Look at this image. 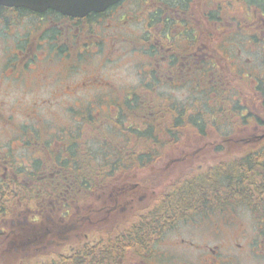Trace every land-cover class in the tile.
<instances>
[{
  "label": "flooded vegetation",
  "instance_id": "obj_1",
  "mask_svg": "<svg viewBox=\"0 0 264 264\" xmlns=\"http://www.w3.org/2000/svg\"><path fill=\"white\" fill-rule=\"evenodd\" d=\"M125 1L121 0L104 12L89 13L80 18L62 16L54 11L21 16L23 20L31 17L34 25L21 33L13 48L8 47L4 51L8 56L7 63L9 61L4 69L9 67L17 72L14 77L9 75L6 78L22 84L25 74L36 70L41 78L39 83L35 82V86L53 87L58 96L51 100L59 101L79 91L72 90L68 83L63 82L83 70V64L99 59L101 72L106 65L113 64L122 48L130 54L136 51L142 57L138 71L145 82L122 93L126 94L124 98H116L112 109L114 112L118 104L123 103L120 101L132 93L147 91L153 81L151 78L160 82L167 74L170 81L173 78L176 81L186 78L197 88L200 81L206 90L207 83L216 87L217 84L223 85L218 71L231 67L240 82L243 78H250L255 93L261 95L264 91V0H130L132 7L128 11L123 4ZM203 4L201 21L205 22L204 33L193 23L192 14L193 7L203 8ZM5 10L15 9L0 7V12ZM19 17L8 16L3 21L6 23L10 19V23H17ZM131 24L140 26L142 32H135L138 35L135 39L130 37L127 30ZM16 31V27L12 28V32ZM53 65L55 69L51 70L49 67ZM246 68L251 70L244 71ZM100 72H96L83 85L80 83V89L102 92L96 96H115L111 83L99 78ZM31 74L34 80L37 79L35 73ZM50 76L52 82L46 80ZM96 101L102 102L99 99ZM85 107L81 110L78 108L79 111L74 107L67 109L75 110V113L90 112ZM90 110L101 116V106H94ZM248 128L258 132L242 139L243 143L263 146L264 125L255 123ZM25 140L23 145L29 146L34 158L33 164L27 167H17L7 158V154L1 155L0 152V200L32 198L37 202L18 213L29 211V215L22 218H14L15 209H2L0 206V261L6 250L33 246L39 238L46 239L50 237L48 235L57 234L62 238V235L75 233L76 237H80L78 229L85 223L89 229L100 228V225L106 224L103 222L110 213L114 214L119 209L125 211L128 207L127 203L118 202L114 192L123 188L120 192L125 191L129 195L131 189H137L135 184L130 183L113 187L106 195H93L86 190V201L82 205L77 202L76 194L84 189L77 188L73 173L61 166L66 150L56 149L66 147L65 144L58 141L56 146H49L46 151L44 146H31ZM40 159L43 162L34 167V163H40ZM8 205L11 206L10 203ZM57 211H64L65 214H59L57 219L51 218V212L56 217ZM68 216L72 218L70 221L65 219ZM257 218L256 222L262 224L261 228L264 227V218ZM220 225L214 227L216 235L222 231ZM239 239L237 234L232 246L222 243L209 246L185 238L169 240L163 248L153 250L150 259L154 261L153 264H236L242 254H250L255 264H261L259 261L264 259L263 230L244 244ZM12 258L5 257L8 262H12Z\"/></svg>",
  "mask_w": 264,
  "mask_h": 264
},
{
  "label": "rangeland",
  "instance_id": "obj_2",
  "mask_svg": "<svg viewBox=\"0 0 264 264\" xmlns=\"http://www.w3.org/2000/svg\"><path fill=\"white\" fill-rule=\"evenodd\" d=\"M123 4L127 11L132 7L130 0H126ZM202 9L204 10V4L203 8L199 6L193 7L192 14L194 15L193 23H195L197 25L196 27L201 29L202 33H204L205 22L201 21V18H203ZM234 13H239V11H234ZM4 14V12H0L1 155L7 154V158L12 161V163H15L17 167H27L28 164H33L32 159L34 158L32 152L28 147L25 148L23 145V140L26 139L25 137H22V129L24 126L30 128L32 131L36 130L41 134L39 137L43 140L49 139L50 134H56L58 130H65L68 132L67 134L73 135L75 133V128L80 126V132L83 137H81L82 139L80 138L81 140L79 139V143L82 144V148L88 146V148L92 150L94 145L97 147L98 143L94 139V133L97 131V128L100 129L102 125L105 124L104 130L108 132L112 131L110 127H108V119L115 115V112L112 110L114 109L113 103H115V99L124 98L126 94L122 93H126L133 87L145 82V79L138 71V67L141 65L139 60H141L142 57L136 53V51L130 54L120 48L121 51L117 53L118 57L113 64L106 65L107 67L103 68L101 72L99 70L100 60L93 59L89 63L83 64L85 67L83 70L85 69V72L79 70L77 74L67 78V80L63 82V84L68 83L69 86L72 87V90L79 91L75 94H69L68 97L61 98L62 100L53 101L51 99L58 96L57 91H54L53 87L38 88L35 86V82L39 83V79L41 78L39 72H36V70H33L31 73H35L34 75L37 79L34 80L33 74L27 72L22 84L11 81L12 79L10 77L6 78L9 75L14 77L17 72H14L9 67L8 69H4L6 64L8 65L9 63V61L7 63L8 56L4 54V51L8 47L13 48L17 39L22 36L21 33L27 28L30 29L31 26L34 25V22L31 17H27V20H23L20 16L17 23L16 21L10 23V19V21L8 20V22L5 23L3 18H6L9 15ZM15 27L17 31L12 32V28ZM127 30L132 39H135L138 36L135 32H141L140 26H137L136 24H131V26L127 27ZM49 68L51 70L55 69V65L50 66ZM231 69L232 68L229 67L225 70L221 69L218 71L219 74H221V80L224 83L236 87V89L242 93L241 95L244 96V101L248 103V106L251 108L254 115L259 117L261 121H264V91L261 95L255 93V90L253 91L252 89L253 83L248 82L246 78H243L240 82V79H238L239 77L236 76ZM246 70L251 69L246 68L244 71ZM96 72H100L98 73L99 78H104L111 83L110 85L114 88V92H116L115 96H96V94H102V92L95 89H91L90 91L80 89L79 84L82 83L83 85V83L90 79L91 76L96 75ZM183 75L186 74L183 73ZM168 76L169 75L167 74L162 77L161 81L157 83L158 86L155 89V96L161 100V103H164L167 106L169 104L176 105L179 106V108L189 107V109H191L190 115L192 113L193 116H197V114L200 115V112H209V108L207 107L214 104V101H212L214 99L210 96L212 92L209 91L210 89L208 87L203 92H200L197 85L186 81V78V80L183 79L179 81H176L173 78V80L170 81L168 80ZM46 80L52 82V76L46 78ZM150 80L152 81L153 78ZM199 87L202 88L203 84L200 83ZM212 95H214V93H212ZM231 95L232 97L235 96L233 94ZM142 98L145 100L148 99L145 95H142ZM149 98L153 99L151 97ZM97 99L102 102L96 103L98 102L96 101ZM89 105L91 107H85ZM105 105H107V107ZM108 105H110V107H108ZM94 106H101V116L96 112H91L90 109ZM68 107H74V109L77 108L76 110H78V108L81 110L85 107L87 111H90L89 116L95 117V115H97L99 117L97 119H99L98 121L101 126L96 127L94 124L93 128L95 130H90L86 127L87 125L85 126L84 121L81 124L79 123L81 116H86V118L89 116L83 112L80 114L81 116L76 115L75 110L67 109ZM121 107H123V103L118 104L117 110ZM162 112V108L157 109V113L162 114ZM210 115L211 112L209 113V116ZM111 128L115 131L118 129L117 127L115 128V126H112ZM236 129L237 127L233 124L231 125L220 122L218 128L215 129L216 132H210L207 137L198 138V135L196 136L192 132H182L179 134L181 137V140L179 141H182L180 144H183L181 148L175 149L172 146H163V148H160L159 150L161 154L164 152L163 159L154 162V164L149 167H142L141 170L129 175L135 180L130 183L135 185L138 183L139 188L131 189L129 195L119 198L118 202L121 204L127 203L128 207L125 211H120L121 209H119L114 214L110 213L108 219L103 222L106 223L103 224L104 228L113 229L116 225H119L121 220L126 219L130 213L132 216L135 211L142 212L143 209H147L154 204L155 198H157L161 192H164L172 182L187 175V173L197 171L201 167L204 168L205 166L214 164L222 159L239 156L245 151L257 146V144L249 145L242 143L238 139H244L247 135L255 134V132L258 131H253L251 128H240V131H237ZM221 135L231 137L233 140L227 144L219 142V139L217 138ZM75 149L81 151L76 144ZM80 151L76 153L79 154ZM84 158L85 160H88L87 157ZM133 193L134 195H132ZM114 198L115 197H112V199ZM2 201L3 199L0 200V206L2 205ZM17 205L19 206V204ZM106 208H104L103 211ZM21 210L26 209L21 207L15 208L14 218H22L29 215L28 210L25 213L18 214ZM63 212L64 211H57L55 214L56 217L54 216V212H51V218L57 219L59 214H65ZM260 213V211L255 213L245 206L234 207L230 205L201 212V214L191 216L186 220H179L172 225V227L167 228V231L160 237L159 241L155 243L151 250L156 251V249L163 248L167 245L169 240L179 238L193 240L200 244L206 243L209 246H214V244L218 243H222L224 246H232L237 234L240 238L239 241L244 244L251 238H254L256 233L260 230L264 231V227L261 228L262 224L256 222V219H258L257 217L261 216ZM65 219L66 221H70L72 218L68 216ZM216 224H221L220 226L222 229L218 235L214 233V227ZM103 230L102 227L97 229L94 228V230L92 228L89 229L87 223H85L78 229L80 237H76L75 233H70L65 236L62 235V238L57 234L48 235L50 237L46 239L39 238L38 243L33 244V246H19L17 248L6 250L2 255L0 264L39 263L42 260L49 259L54 254L63 253L71 247L82 243V240L87 234L90 235L92 240L97 239L99 231ZM90 231L93 233H89ZM5 257H13L12 262H8ZM124 258L126 259L123 262L128 261V264H138L136 262L137 259L131 257L129 254H126ZM238 258L236 264H255L254 259L250 254H242ZM147 262L148 264H153L154 261L149 257ZM259 263L264 264V259L259 261Z\"/></svg>",
  "mask_w": 264,
  "mask_h": 264
},
{
  "label": "trees",
  "instance_id": "obj_3",
  "mask_svg": "<svg viewBox=\"0 0 264 264\" xmlns=\"http://www.w3.org/2000/svg\"><path fill=\"white\" fill-rule=\"evenodd\" d=\"M2 12L5 13L4 15L15 17L30 13L24 9ZM246 79L250 81V78ZM186 81L190 82L189 79ZM158 82L153 79L147 91H137L125 99L123 107L116 109L115 115L108 119V127L112 131L104 130L105 124L100 129L97 128L93 135L98 148L95 145L92 150L88 146L82 148V144L79 143V139L83 137L80 126L75 128L73 135L67 136L65 130H58L56 134H50L49 139L46 140L41 139L39 137L41 134L36 130L32 131L24 126L22 137L26 138L25 143L28 142V145H41L46 151L49 146H56L58 141L61 142L60 144H65L66 147H56L57 150H66L61 166L73 173L75 186L84 189L76 194L77 202L83 205L86 201L84 196L86 190L93 195H106L113 187H123L135 181L129 176L135 171L163 159L164 152L161 154L159 150L163 146L181 148L183 144H180L182 141H179L181 140L179 134L182 132H192L199 138L207 137L212 131L216 132L215 129L220 122L235 125L237 131L255 123L264 125V121L254 116L248 103L244 101V96L236 87L223 81V85L217 84L218 87L205 84L209 91L214 93L210 95L214 99L212 100L214 104L207 107L208 113L200 112L197 116H193L192 113L190 115L189 107L179 108L176 105L167 106L161 103V100L155 96L154 90ZM200 83L199 81L198 84ZM198 89L203 92L205 87L198 86ZM231 94L235 96L232 97ZM142 95L147 96L148 99H143ZM86 107L89 108L90 105ZM158 108H162V114L157 113ZM80 114L76 113V115ZM86 115L89 116L90 113ZM96 120L93 116L88 118L81 116L79 123L84 121L85 126L92 130L94 124L101 126ZM112 126L117 127V131L113 130ZM244 138H249V135ZM217 139L226 144L233 140L223 135ZM238 140L243 143L242 139ZM74 143L81 151L75 149ZM27 147L30 150L29 146ZM78 151L79 154L76 153ZM42 162V160L40 163L36 161L34 167ZM84 178L86 180H83ZM136 187L139 188L138 183ZM122 189L119 188L114 192L118 200L127 195L125 191L120 192ZM36 202L37 199L32 198H14L11 201L3 200L1 207L2 209L26 208L36 205ZM9 203L11 206L8 205ZM98 204L102 205L101 202ZM228 205L245 206L255 213L260 211L261 217L264 218V146H256L255 149H249L239 156L222 159L187 173L172 182L147 209H143L142 212L135 211L132 216L130 213L113 229H105L103 226L104 230L99 231L97 239L92 240L87 234V238L83 239L82 243L63 253L54 254L49 259L32 264H128V261L123 262L126 254L135 257L138 264H148L152 247L167 228L172 227L179 220H186L201 212ZM95 207L99 208L97 205ZM20 264H31V262Z\"/></svg>",
  "mask_w": 264,
  "mask_h": 264
},
{
  "label": "water",
  "instance_id": "obj_4",
  "mask_svg": "<svg viewBox=\"0 0 264 264\" xmlns=\"http://www.w3.org/2000/svg\"><path fill=\"white\" fill-rule=\"evenodd\" d=\"M120 0H0L1 7L23 8L28 11L41 13L54 10L61 15L80 18L88 13H99Z\"/></svg>",
  "mask_w": 264,
  "mask_h": 264
}]
</instances>
